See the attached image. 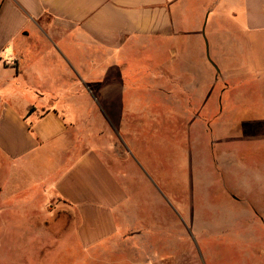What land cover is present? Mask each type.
<instances>
[{
	"label": "crops",
	"instance_id": "obj_1",
	"mask_svg": "<svg viewBox=\"0 0 264 264\" xmlns=\"http://www.w3.org/2000/svg\"><path fill=\"white\" fill-rule=\"evenodd\" d=\"M225 19L244 21L251 35L264 33V0H0V188H14L18 195L34 189L71 213L76 237L85 247L141 244L152 233L153 251H134L125 263L182 264L180 256L161 255L155 245L158 225L148 230L146 221L133 214L137 207L125 183L127 172L114 168L108 156L114 162H138L123 139H110L108 132H130L123 119L127 101L142 96L127 78L146 64L157 69L146 87L151 93L173 102L197 99L207 106V38L218 69H231L221 77L226 86L219 103L227 96L236 103L245 98L242 85H248L246 99L261 102L255 113L261 116L258 129L251 128L247 146L254 157V190L232 186L226 196L234 208L250 209L256 225L264 228V87H257L264 76L257 60L249 72L240 64L229 66L226 43L217 35L218 22ZM233 42L236 51L243 45L238 36ZM140 51L149 57L140 61ZM178 55L185 57L180 75L170 69ZM93 100L104 101V112ZM103 132L109 140L105 145ZM218 146V179L229 187L228 180L238 179L235 161ZM160 208L154 206L152 214Z\"/></svg>",
	"mask_w": 264,
	"mask_h": 264
},
{
	"label": "rangeland",
	"instance_id": "obj_2",
	"mask_svg": "<svg viewBox=\"0 0 264 264\" xmlns=\"http://www.w3.org/2000/svg\"><path fill=\"white\" fill-rule=\"evenodd\" d=\"M244 24V21L231 19L218 22L217 35L226 43V60L229 66L240 68V64L248 72L249 65L258 62L260 75L264 76V33L251 35ZM235 36L240 37L243 44L237 51L231 48ZM139 54L140 61L150 55L149 52ZM197 58L193 53V61ZM183 59L185 57L178 55L176 62L170 65L172 72L181 74ZM209 66L207 106L205 101L202 104L197 99L173 102L151 93L146 87L153 81L151 74L157 69L151 64L137 67L135 74L127 78L135 82L142 96L127 101L129 110L123 119L130 132L110 131L108 134L110 139H123L138 164L130 160L129 163L114 162L110 154L108 160L114 168L127 172L125 183L137 207L133 214L146 221L148 230L158 225L155 245L162 251L161 255L180 256L182 264H264V242L261 241L264 228L256 225L250 209L234 208L226 196L232 186L234 190L238 187L246 192L254 190L251 173L254 177L256 172L250 166L254 157L248 154L247 146L251 144L248 138L251 128L258 129L256 124L261 116L255 113L259 114L256 107L261 102L246 99L248 85H242L239 90L245 98L236 103L227 93L224 104L219 103L220 92L226 86L221 77H226L231 69H219L217 73L210 63ZM89 88L82 84L84 91L88 92ZM261 97L264 99V94ZM92 102L96 109L104 112V101ZM189 110L193 114H189ZM185 124L188 131L182 128ZM101 135L102 144L109 143L105 132ZM218 144L224 146L235 161L238 179L228 180L229 187L218 179ZM154 173L159 178H154ZM14 192V188H0V264H126V256H132L134 251H153L152 233L141 244L119 241L85 247L76 237L71 213L44 200L34 189L24 190L19 195ZM154 206L161 208L152 214ZM172 261L180 264V260Z\"/></svg>",
	"mask_w": 264,
	"mask_h": 264
},
{
	"label": "water",
	"instance_id": "obj_3",
	"mask_svg": "<svg viewBox=\"0 0 264 264\" xmlns=\"http://www.w3.org/2000/svg\"><path fill=\"white\" fill-rule=\"evenodd\" d=\"M204 40H205V47H206V57H207L209 63L214 67L216 72L219 73L218 67L215 65V63L211 60V58L209 56V46H208V42H207L206 38H204Z\"/></svg>",
	"mask_w": 264,
	"mask_h": 264
}]
</instances>
